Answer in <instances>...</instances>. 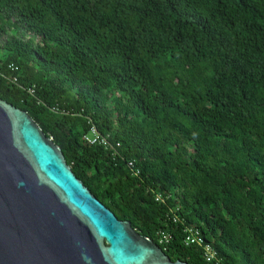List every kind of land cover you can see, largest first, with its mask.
Listing matches in <instances>:
<instances>
[{
	"label": "trees",
	"instance_id": "1",
	"mask_svg": "<svg viewBox=\"0 0 264 264\" xmlns=\"http://www.w3.org/2000/svg\"><path fill=\"white\" fill-rule=\"evenodd\" d=\"M0 99L172 262L264 264V0H0Z\"/></svg>",
	"mask_w": 264,
	"mask_h": 264
},
{
	"label": "water",
	"instance_id": "2",
	"mask_svg": "<svg viewBox=\"0 0 264 264\" xmlns=\"http://www.w3.org/2000/svg\"><path fill=\"white\" fill-rule=\"evenodd\" d=\"M0 264H186L119 221L27 112L0 99Z\"/></svg>",
	"mask_w": 264,
	"mask_h": 264
},
{
	"label": "built area",
	"instance_id": "3",
	"mask_svg": "<svg viewBox=\"0 0 264 264\" xmlns=\"http://www.w3.org/2000/svg\"><path fill=\"white\" fill-rule=\"evenodd\" d=\"M9 68L11 69L12 72L17 71V68L13 67V65L9 66ZM13 83L17 82V78L14 77L11 80ZM29 93H33L32 90H29ZM83 141L91 146H98V147H102L104 150L106 151H116V149H118L120 147V144L117 145H113L110 140L109 137H105L103 135H101L95 126L90 125V129L89 132L84 135L83 137ZM117 154V153H116ZM114 154V155H116ZM127 167L131 173V176L134 178H138L140 175V171L135 167V162L134 161H129L127 163ZM155 200L156 202H161L164 203V198L157 194L155 196ZM174 222H177V218L174 216ZM159 243L162 245H168V243L171 240V236L169 233L166 232H160L159 234ZM185 245L186 246H197L200 247L204 250V257L205 260L208 263H212L215 262L217 260V256H216V252L212 249V247L208 244H206L202 238L201 233L194 228H186L185 230V239H184Z\"/></svg>",
	"mask_w": 264,
	"mask_h": 264
}]
</instances>
